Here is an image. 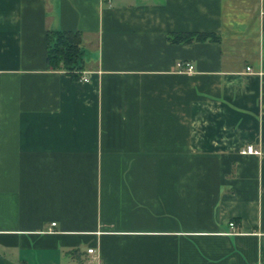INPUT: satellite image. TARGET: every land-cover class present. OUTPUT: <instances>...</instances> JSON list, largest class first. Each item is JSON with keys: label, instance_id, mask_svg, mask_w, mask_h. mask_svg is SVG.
I'll return each instance as SVG.
<instances>
[{"label": "crops", "instance_id": "obj_1", "mask_svg": "<svg viewBox=\"0 0 264 264\" xmlns=\"http://www.w3.org/2000/svg\"><path fill=\"white\" fill-rule=\"evenodd\" d=\"M0 264H264V0H0Z\"/></svg>", "mask_w": 264, "mask_h": 264}, {"label": "trees", "instance_id": "obj_2", "mask_svg": "<svg viewBox=\"0 0 264 264\" xmlns=\"http://www.w3.org/2000/svg\"><path fill=\"white\" fill-rule=\"evenodd\" d=\"M173 44L193 42H219L220 36L207 32H179L169 35ZM82 33L64 30H50L47 33L48 66L53 70H64L78 80L83 71Z\"/></svg>", "mask_w": 264, "mask_h": 264}, {"label": "built area", "instance_id": "obj_3", "mask_svg": "<svg viewBox=\"0 0 264 264\" xmlns=\"http://www.w3.org/2000/svg\"><path fill=\"white\" fill-rule=\"evenodd\" d=\"M178 70L180 72H193L194 71V66L193 64H191L190 62H177L176 64ZM248 70L250 71L251 69L248 68ZM82 80H86L85 77H81ZM261 152L257 149L254 148V146L252 145H249V146H246L243 150H241V154H256V155H259ZM53 226L56 225V223H53L52 224ZM229 226L230 228L233 230L232 233L230 234H233L235 233V228H236V222L234 220L230 221L229 222ZM94 252V249H88V253H93Z\"/></svg>", "mask_w": 264, "mask_h": 264}]
</instances>
